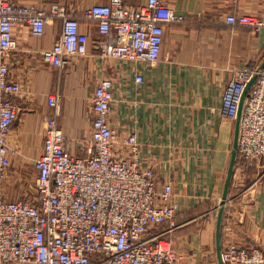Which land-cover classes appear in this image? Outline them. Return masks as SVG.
<instances>
[{"label":"crops","instance_id":"1","mask_svg":"<svg viewBox=\"0 0 264 264\" xmlns=\"http://www.w3.org/2000/svg\"><path fill=\"white\" fill-rule=\"evenodd\" d=\"M13 1L47 15L61 5L80 17L86 8L110 0ZM147 1L124 3L137 8ZM168 2L184 21L165 26L161 58L154 64L103 60L95 48L97 23L81 17L82 31L92 39L89 54L74 58L65 70L56 69L43 53L60 38L62 22L52 17L42 37L17 29L19 48L10 59V78L22 92L13 99L18 113L9 142L33 144L32 161L43 153L45 122L56 118L48 95L55 93L62 97L57 121L68 148L83 156L82 145L92 131L91 97L101 79L113 76V128L121 136L136 135L141 162L153 168L160 190L173 187L176 217L159 231L173 242L182 264H220L217 215L236 131V121L221 116L224 90L237 70L258 69L264 62V27L230 25L226 17L255 15L264 22V0ZM137 74L143 83H136ZM228 243L264 251V157L246 163L238 156L225 206L222 251Z\"/></svg>","mask_w":264,"mask_h":264},{"label":"built area","instance_id":"2","mask_svg":"<svg viewBox=\"0 0 264 264\" xmlns=\"http://www.w3.org/2000/svg\"><path fill=\"white\" fill-rule=\"evenodd\" d=\"M169 0H148L137 8L124 0H110L83 10L81 16L54 5L50 15L34 6L0 0V264H182V257L165 233L176 208L171 185L159 189L153 168L141 162L134 133L121 136L111 124L115 80L107 76L91 97L92 131L79 157L68 148L57 121L59 94L48 95L55 117L45 122L43 153L33 161L36 173L32 198L12 200L3 183L11 168L9 139L17 117L14 97L21 85L10 78V59L19 48L16 30L27 28L42 37L52 17L62 22V33L44 60L65 70L74 58L89 54L91 36L82 31L80 18L97 23L95 48L107 62L158 63L165 26L184 17ZM226 21L259 30L264 22L255 15L229 14ZM257 68L237 70L226 84L221 116L236 121L242 95ZM144 82L141 74L136 83ZM264 157V70L245 101L239 139L244 162ZM225 264H264L262 249L228 243Z\"/></svg>","mask_w":264,"mask_h":264},{"label":"rangeland","instance_id":"3","mask_svg":"<svg viewBox=\"0 0 264 264\" xmlns=\"http://www.w3.org/2000/svg\"><path fill=\"white\" fill-rule=\"evenodd\" d=\"M9 145L11 168L3 183L5 196L12 200L32 198L35 193L36 174L32 166L34 158L29 159V152L31 153L33 144L23 145L16 140L15 146L10 142Z\"/></svg>","mask_w":264,"mask_h":264},{"label":"water","instance_id":"4","mask_svg":"<svg viewBox=\"0 0 264 264\" xmlns=\"http://www.w3.org/2000/svg\"><path fill=\"white\" fill-rule=\"evenodd\" d=\"M263 70H264V62L262 63L260 67H258L257 74L253 76V78L249 81V83L247 84L245 88V91L242 95L238 116L236 119V131H235L233 150H232V155H231L230 165L228 168L227 177L225 180L221 204H220V208H219L218 215H217L218 217H217V226H216V249H217L218 261L220 264H225L222 259V224H223L225 206L228 200L230 187H231L234 175H235L236 164H237V160L239 156L240 129H241L242 115H243V111L245 107V101L250 93L251 88L253 87V85L256 83L258 79L259 73L262 72Z\"/></svg>","mask_w":264,"mask_h":264}]
</instances>
